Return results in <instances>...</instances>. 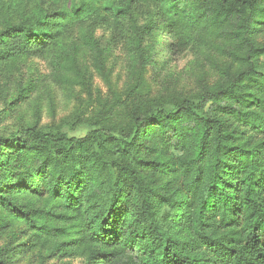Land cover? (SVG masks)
I'll return each instance as SVG.
<instances>
[{
    "label": "trees",
    "instance_id": "trees-1",
    "mask_svg": "<svg viewBox=\"0 0 264 264\" xmlns=\"http://www.w3.org/2000/svg\"><path fill=\"white\" fill-rule=\"evenodd\" d=\"M149 5L147 33L211 31V50L229 59L215 64L218 81L152 97L138 73L124 91L109 88L84 137L35 125L0 136V165L18 167L19 187L80 211L92 241L135 250L138 264H264V0H0V61L81 26L110 28L113 43ZM2 190L10 212L57 232Z\"/></svg>",
    "mask_w": 264,
    "mask_h": 264
},
{
    "label": "rangeland",
    "instance_id": "rangeland-1",
    "mask_svg": "<svg viewBox=\"0 0 264 264\" xmlns=\"http://www.w3.org/2000/svg\"><path fill=\"white\" fill-rule=\"evenodd\" d=\"M153 7L145 6L142 14L128 18L113 43L110 28L89 33L81 26L40 52L0 61V136L35 125L84 137L98 127L99 101L109 104V88L124 91L138 73L150 85L152 97L188 94L202 83L215 84L219 79L215 64L229 59L211 50V31L190 25L184 32L178 27L176 36L163 31V26L147 33L143 26L151 19L155 22ZM18 18L15 15L13 20ZM259 40L264 44V36ZM121 119L113 115L110 124ZM150 141L156 142V137ZM140 153L155 156L145 147ZM25 161L24 172L32 164L29 156ZM17 168L0 165L3 194L57 232L49 234L29 225L0 202L2 258L12 264H138L135 250L92 241L77 209L63 206L45 191L32 193L19 187L18 176L11 174Z\"/></svg>",
    "mask_w": 264,
    "mask_h": 264
},
{
    "label": "bare ground",
    "instance_id": "bare-ground-1",
    "mask_svg": "<svg viewBox=\"0 0 264 264\" xmlns=\"http://www.w3.org/2000/svg\"><path fill=\"white\" fill-rule=\"evenodd\" d=\"M73 42V41H72ZM69 43V42H68ZM69 45H71V44H69ZM73 45V44H72Z\"/></svg>",
    "mask_w": 264,
    "mask_h": 264
}]
</instances>
